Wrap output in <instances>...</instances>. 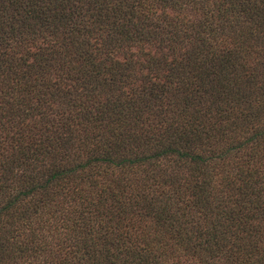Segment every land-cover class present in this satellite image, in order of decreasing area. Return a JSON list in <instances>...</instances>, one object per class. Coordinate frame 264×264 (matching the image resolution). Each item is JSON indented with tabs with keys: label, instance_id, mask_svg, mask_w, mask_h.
Returning a JSON list of instances; mask_svg holds the SVG:
<instances>
[{
	"label": "trees",
	"instance_id": "obj_1",
	"mask_svg": "<svg viewBox=\"0 0 264 264\" xmlns=\"http://www.w3.org/2000/svg\"><path fill=\"white\" fill-rule=\"evenodd\" d=\"M264 264V0H0V264Z\"/></svg>",
	"mask_w": 264,
	"mask_h": 264
},
{
	"label": "rangeland",
	"instance_id": "obj_2",
	"mask_svg": "<svg viewBox=\"0 0 264 264\" xmlns=\"http://www.w3.org/2000/svg\"><path fill=\"white\" fill-rule=\"evenodd\" d=\"M175 264H196L195 262H193V261H183V262H181V263H175Z\"/></svg>",
	"mask_w": 264,
	"mask_h": 264
}]
</instances>
